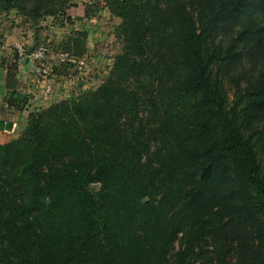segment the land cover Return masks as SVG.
<instances>
[{"label":"trees","instance_id":"trees-1","mask_svg":"<svg viewBox=\"0 0 264 264\" xmlns=\"http://www.w3.org/2000/svg\"><path fill=\"white\" fill-rule=\"evenodd\" d=\"M72 5L0 0V12L39 19ZM91 8L122 19L121 53L101 87L31 113L0 144V264H192L206 246L218 264H264V66L234 99L227 87L243 45L264 53V0ZM244 12L258 19L215 43L219 23ZM10 71L3 104L22 112Z\"/></svg>","mask_w":264,"mask_h":264},{"label":"rangeland","instance_id":"rangeland-1","mask_svg":"<svg viewBox=\"0 0 264 264\" xmlns=\"http://www.w3.org/2000/svg\"><path fill=\"white\" fill-rule=\"evenodd\" d=\"M92 1L73 0L74 5L64 15L39 19L17 10L0 12V125L7 127L0 128V144L19 139L28 126L31 113L79 98L86 92L97 90L108 80L122 50L117 37L122 19L107 8L98 11L91 8L94 16L86 17L85 5ZM251 13L257 17L261 15L258 9ZM257 19L244 12L219 23L215 43L226 44L246 22ZM247 45H243V55L233 70L234 81L227 80L232 99L238 87H246L257 80L264 66V53H260L252 42ZM41 48L44 55L35 59L34 53ZM8 70L16 75L22 93L28 96L25 111L9 110L3 104V98L8 96ZM92 188L98 190L100 185ZM176 245L178 248L179 243ZM205 250L192 264H218L213 258L212 247L206 246Z\"/></svg>","mask_w":264,"mask_h":264},{"label":"built area","instance_id":"built-area-1","mask_svg":"<svg viewBox=\"0 0 264 264\" xmlns=\"http://www.w3.org/2000/svg\"><path fill=\"white\" fill-rule=\"evenodd\" d=\"M44 49L43 48H41V49H39V51H37L36 53H34V55H33V57L35 58V59H37V58H39V57H42L43 55H44Z\"/></svg>","mask_w":264,"mask_h":264}]
</instances>
